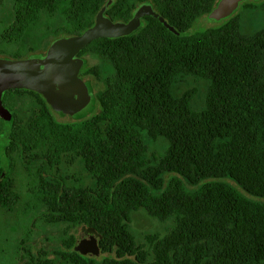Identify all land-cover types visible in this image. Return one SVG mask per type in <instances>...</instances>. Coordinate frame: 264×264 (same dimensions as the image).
Wrapping results in <instances>:
<instances>
[{"label":"trees","instance_id":"16d2710c","mask_svg":"<svg viewBox=\"0 0 264 264\" xmlns=\"http://www.w3.org/2000/svg\"><path fill=\"white\" fill-rule=\"evenodd\" d=\"M107 1L112 21H129L147 1L161 18L144 17L131 34L97 39L81 51L80 77L103 85L91 102L100 111L89 118L77 116L90 105L63 122L40 94L6 91L12 120L0 118L9 161L0 209L18 202L10 167L17 152L38 172L31 225L37 215L45 227L66 228L67 251L55 254L67 264H264V202L254 199L264 198V27L243 34L235 16L186 35L219 0H10L0 54L22 59L46 49L50 32L37 33L44 14L61 21L50 33L55 38L81 34ZM240 4L243 11L256 7ZM183 76L208 81L203 109L191 107L194 91L174 94ZM144 135L165 138V153L148 158ZM77 159L94 187L70 185L53 172ZM166 173L178 176L165 183ZM139 211L172 225L164 235L136 236L131 222ZM77 227L98 236L101 260L74 251L69 232ZM18 252V264H56L32 242L21 241Z\"/></svg>","mask_w":264,"mask_h":264},{"label":"rangeland","instance_id":"374dc122","mask_svg":"<svg viewBox=\"0 0 264 264\" xmlns=\"http://www.w3.org/2000/svg\"><path fill=\"white\" fill-rule=\"evenodd\" d=\"M251 2L256 6L253 10L243 11L242 5L240 4L239 7L226 18L218 19L210 14L202 16L188 31L185 32V34L191 35L208 28L220 27L235 16H239L240 31L243 34H253L264 27V10L261 7V3L264 2V0H251ZM8 6H11L10 0H2V2H0V32L3 30L4 23L6 22L5 10L3 8L8 10ZM60 22L59 18L53 20L44 14L41 18V24L37 29V33H51L55 28L61 25ZM50 33L45 41L49 44L55 38V36ZM59 37L66 36L60 34ZM0 57L11 58L9 54L5 53L0 54ZM89 62L92 65L100 63L98 59H89ZM85 80H89L92 83L95 92L103 88V85L92 77H85ZM208 85V81L202 78L183 76L179 78V82L174 85V94L180 96L188 90L194 91L191 99V107L196 110H201L205 103ZM95 103L96 102L90 103V106L77 116V118L86 119L98 113L100 111V106L98 103ZM56 117L59 121L63 122L76 121V118L70 116L61 117L56 114ZM144 142L148 147L147 157L150 159L153 156H162L168 148V143L163 137H159L156 141H153L144 135ZM10 166L11 177L14 180V192L18 195V202L11 211L0 209V264H18L20 255L18 249L21 241L32 242L36 249H43L44 251L51 253L49 257L54 263L67 264L60 255L55 254V252L61 251H64L65 254L67 251L65 245L69 244L70 241L69 236L65 234L66 228L58 226L45 227L42 225V220L37 215H35L36 219H34V224L31 225L32 215L35 212H33V209L36 206L35 199L38 197L37 193L39 188L37 169L24 166L17 152L11 153ZM53 172H57L63 177H67V182L70 185H82L83 187H94L95 185L94 179L86 171L84 164L80 159L75 160L73 163L69 161L66 163L63 162L58 167V170H54ZM173 176L178 175L174 173H166L163 176L164 182L167 183ZM183 181L185 182L184 179ZM225 182L242 191L233 181L226 180ZM187 186L190 190H195L192 188H196V186ZM254 199L264 202V198ZM171 225L172 223L169 220L160 221L156 218L147 216L144 211H139L132 217L131 231L136 236H140L147 231L158 232L164 235ZM82 230L84 229L77 227L76 229L70 230L69 234L73 235L76 241ZM74 251L81 254L76 250V247H74ZM103 256L104 255L100 252L98 254L86 255V257H92L97 260H101Z\"/></svg>","mask_w":264,"mask_h":264},{"label":"water","instance_id":"95a60500","mask_svg":"<svg viewBox=\"0 0 264 264\" xmlns=\"http://www.w3.org/2000/svg\"><path fill=\"white\" fill-rule=\"evenodd\" d=\"M247 0H219L210 15L222 19L229 17ZM111 1L98 12L93 26L78 35L58 37L41 52L26 58L0 57V118L12 120L11 112L3 105L8 90L26 89L40 94L59 116L73 117L93 100L95 90L89 80L80 77L85 58L79 54L91 42L100 38H117L131 34L139 28L144 17L160 19L152 3L140 4L132 19L112 21L107 16ZM76 250L83 256L100 252L99 238L95 233L82 230L75 241Z\"/></svg>","mask_w":264,"mask_h":264},{"label":"flooded vegetation","instance_id":"af4514ba","mask_svg":"<svg viewBox=\"0 0 264 264\" xmlns=\"http://www.w3.org/2000/svg\"><path fill=\"white\" fill-rule=\"evenodd\" d=\"M8 168L9 161L7 160V154L5 150H3V146H0V178L7 176ZM0 181H2V179H0Z\"/></svg>","mask_w":264,"mask_h":264}]
</instances>
